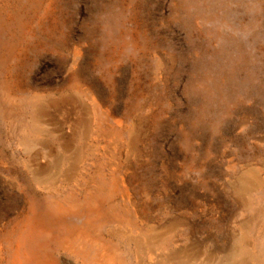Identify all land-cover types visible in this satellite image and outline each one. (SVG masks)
<instances>
[{
    "label": "rangeland",
    "instance_id": "1",
    "mask_svg": "<svg viewBox=\"0 0 264 264\" xmlns=\"http://www.w3.org/2000/svg\"><path fill=\"white\" fill-rule=\"evenodd\" d=\"M0 264H264V0H0Z\"/></svg>",
    "mask_w": 264,
    "mask_h": 264
}]
</instances>
